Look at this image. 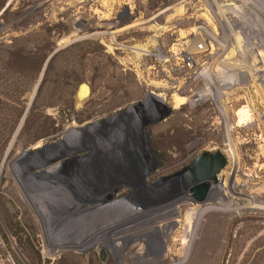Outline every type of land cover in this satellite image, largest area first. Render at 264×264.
<instances>
[{"label": "rangeland", "instance_id": "rangeland-1", "mask_svg": "<svg viewBox=\"0 0 264 264\" xmlns=\"http://www.w3.org/2000/svg\"><path fill=\"white\" fill-rule=\"evenodd\" d=\"M21 105L0 264H264V0H0V125ZM205 150L227 163L197 202Z\"/></svg>", "mask_w": 264, "mask_h": 264}, {"label": "water", "instance_id": "water-1", "mask_svg": "<svg viewBox=\"0 0 264 264\" xmlns=\"http://www.w3.org/2000/svg\"><path fill=\"white\" fill-rule=\"evenodd\" d=\"M89 95L90 86L82 81L75 93V108L82 107ZM226 163L227 156L221 150L202 151L178 171L182 177L183 189H188L195 197V201L201 202L205 198L211 180H216L217 173Z\"/></svg>", "mask_w": 264, "mask_h": 264}, {"label": "trees", "instance_id": "trees-1", "mask_svg": "<svg viewBox=\"0 0 264 264\" xmlns=\"http://www.w3.org/2000/svg\"><path fill=\"white\" fill-rule=\"evenodd\" d=\"M17 56L9 52V55H7L6 61L4 62L3 65L8 70L15 71V73H18V74H22L24 72L23 63L21 62V57L18 56L19 57L18 58ZM15 67H17V69H15ZM23 107H24L23 105H21L20 107L16 106L14 110H12V112H10L7 116L3 117L5 119V123L1 124L2 126L0 125V145L1 146L7 143L8 139L10 138V135L12 134L14 130L15 125H17L19 119L22 117V114L24 112ZM29 111L31 112L32 108ZM30 112L27 115V118L29 117V119H30ZM6 127L8 128L6 129ZM13 235L15 237L18 236V233L16 230ZM4 239L6 243H8V240L6 238Z\"/></svg>", "mask_w": 264, "mask_h": 264}, {"label": "bare ground", "instance_id": "bare-ground-1", "mask_svg": "<svg viewBox=\"0 0 264 264\" xmlns=\"http://www.w3.org/2000/svg\"><path fill=\"white\" fill-rule=\"evenodd\" d=\"M200 16H202V18L205 20V22L212 28V29H215L216 28V25H215V23L213 22V20H212V18L210 17V15L208 14V13H206V12H201L200 13ZM206 24V25H207ZM217 30V29H216ZM198 96H200V95H198ZM237 115H238V121H240V123L241 122H244V120L245 119H247V115L244 113V112H238L237 113ZM239 124V123H238ZM243 124V123H242ZM219 188V187H218ZM225 195V196H224ZM223 196H224V198H226V199H228V197H227V195H226V193L224 194L223 193ZM221 200V199H220ZM229 202V201H228ZM230 205H228V206H226V207H222L223 209H231V207H229ZM202 212H204V211H198L197 213H198V215H201V213ZM196 213V214H197ZM196 217H199V216H196ZM191 218V217H190ZM190 222V221H189ZM190 225V224H189ZM191 229H189V228H187V227H185V229H184V233H183V237H181V245H182V248H180V252H181V254H182V256L183 257H185V258H187L188 257V255H189V252H190V250H191V247H192V244H193V241H194V239H193V235L191 234L190 236H188V233H189V231H190ZM175 241H176V239H175ZM179 241V240H178Z\"/></svg>", "mask_w": 264, "mask_h": 264}, {"label": "flooded vegetation", "instance_id": "flooded-vegetation-1", "mask_svg": "<svg viewBox=\"0 0 264 264\" xmlns=\"http://www.w3.org/2000/svg\"><path fill=\"white\" fill-rule=\"evenodd\" d=\"M101 255H102L101 258H103V257H104V256H103V252H101Z\"/></svg>", "mask_w": 264, "mask_h": 264}]
</instances>
